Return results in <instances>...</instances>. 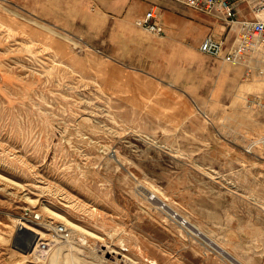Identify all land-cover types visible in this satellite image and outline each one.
Masks as SVG:
<instances>
[{
  "label": "rangeland",
  "instance_id": "1",
  "mask_svg": "<svg viewBox=\"0 0 264 264\" xmlns=\"http://www.w3.org/2000/svg\"><path fill=\"white\" fill-rule=\"evenodd\" d=\"M57 1L0 0V264H264V60L235 66L232 109L205 101L171 134L122 98L118 14ZM21 221L51 240L31 249ZM61 222L75 237L37 259Z\"/></svg>",
  "mask_w": 264,
  "mask_h": 264
},
{
  "label": "crops",
  "instance_id": "2",
  "mask_svg": "<svg viewBox=\"0 0 264 264\" xmlns=\"http://www.w3.org/2000/svg\"><path fill=\"white\" fill-rule=\"evenodd\" d=\"M10 1L19 6L29 2ZM38 1L43 3V0ZM57 2L70 6L73 13L78 11L84 14L91 12L92 4L102 5L104 8L93 10L101 13L104 21L110 20L113 14H118V28L123 33L121 39L132 48L130 55L117 60L115 71L112 72L117 83L124 87L125 94L122 98L138 102L137 109H140L141 115L155 117L159 126L171 128V134L177 131H173L175 125L189 118H195L197 124V105L214 101L219 108L223 106L221 104H227L232 109V102L239 99L235 92L236 65L200 49V44L209 33L225 38L229 46L234 41L237 25L176 0ZM154 4L162 10L165 28L162 35L150 32L136 22ZM238 10L239 13L252 15L248 2L240 3ZM225 79L231 83L224 85ZM225 86H229V91H225ZM225 95L228 103H221ZM133 106L136 108V105ZM195 129L191 132L197 136L205 133L201 125H196ZM227 143L233 147L229 141ZM253 145L254 142L251 141L249 148Z\"/></svg>",
  "mask_w": 264,
  "mask_h": 264
},
{
  "label": "built area",
  "instance_id": "3",
  "mask_svg": "<svg viewBox=\"0 0 264 264\" xmlns=\"http://www.w3.org/2000/svg\"><path fill=\"white\" fill-rule=\"evenodd\" d=\"M197 10L213 14L229 24L237 25L234 41L228 46L226 39L212 33L205 36L200 49L206 53L219 56L234 65L244 64L250 72L252 60H264V0H176ZM248 2L252 15L239 13L238 6ZM137 24L157 35H162L165 28L162 22V10L154 4L136 20ZM258 62V61H257ZM251 65V66H250ZM263 69V68H262ZM251 102L264 105L260 98ZM248 105H252V103ZM34 219L40 221L42 216L34 214ZM48 231L52 237H61L67 231L63 222L49 224ZM51 240L40 239L38 246H46Z\"/></svg>",
  "mask_w": 264,
  "mask_h": 264
},
{
  "label": "bare ground",
  "instance_id": "4",
  "mask_svg": "<svg viewBox=\"0 0 264 264\" xmlns=\"http://www.w3.org/2000/svg\"><path fill=\"white\" fill-rule=\"evenodd\" d=\"M11 178V177H10ZM156 195H155V193H151L150 194V198H154ZM160 198V197H159ZM161 199V198H160ZM162 201V204H161V206L162 207H165V205H166V203H165V201L164 200H160V202ZM43 207L45 208V209H47V210H50L53 214H55V215H57V216H60V217H62L64 220H65V222L66 223H68V224H71V225H73L74 226V228H73V231L75 230V229H79V230H82V231H89V232H91V233H95L94 231H91V230H89L86 226H84L82 223H80V222H76V221H74L73 219H71V218H69L66 214H64V213H62V212H60V211H58V210H55V208L53 209L52 207H51V205L48 203V202H43ZM93 214H96V212H97V210H96V208L93 206L92 207V211H91ZM180 221L183 223V224H185L186 222H187V220L185 219V218H181L180 219ZM195 224V223H194ZM198 226V225H197ZM18 228H20L19 229V238L20 239H22L23 240V242L25 243V242H27V246L28 245H30L31 244V246H29L30 248L31 247H34L35 249H38V243H39V241L36 243V241L34 242L35 244L33 245L31 242H29L30 241V239H29V237L27 238V235L28 236H35V235H37V234H39V232L35 229V227H33V226H31V224L29 225L28 223H26L25 221H21V226L20 227H18ZM199 229V228H198ZM201 231V230H200ZM80 232V231H79ZM88 232V233H89ZM70 233H72V232H67V235H65V238H64V236L63 237H56V242H55V244L51 247V249H49L48 251H46L45 250V253H43V254H41V255H39V256H37L36 258L37 259H50V262H52L54 259H53V255L51 254V252L50 251H56L57 253H60L61 252V250H62V248L64 247V243H67V242H69L70 240H71V238H70V236H73V237H75L74 236V232H73V234H70ZM205 234V233H204ZM70 235V236H69ZM206 235V234H205ZM16 236H18V235H16ZM35 238V237H34ZM73 240V239H72ZM30 243V244H29ZM70 243V242H69ZM72 243V242H71ZM217 243V242H216ZM73 244V243H72ZM67 245V244H66ZM219 245V244H218ZM222 247V246H221ZM40 248V247H39ZM74 248V247H73ZM28 249V248H27ZM32 249V248H31ZM41 249V248H40ZM224 249V248H223ZM225 250V249H224ZM36 252V251H35ZM97 254V253H96ZM225 254V253H224ZM103 256V255H102ZM95 257H96V255H95ZM97 258V257H96ZM49 259H48V261H49ZM99 259V258H98ZM101 260H103V259H101ZM103 262V261H102ZM236 262V261H235Z\"/></svg>",
  "mask_w": 264,
  "mask_h": 264
}]
</instances>
